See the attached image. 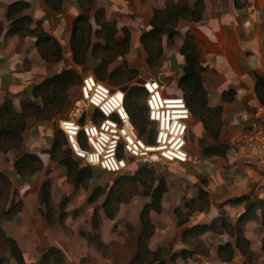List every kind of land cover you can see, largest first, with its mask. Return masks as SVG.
<instances>
[{
	"label": "crops",
	"instance_id": "obj_1",
	"mask_svg": "<svg viewBox=\"0 0 264 264\" xmlns=\"http://www.w3.org/2000/svg\"><path fill=\"white\" fill-rule=\"evenodd\" d=\"M13 1L16 0H0V107L10 101L16 112L22 102L32 98L33 85L64 69H75L81 76L93 73L92 68L99 60L88 54L82 68L73 62L71 32L74 19L82 13L78 0H63L57 10H51L44 0H22L29 4L22 13L31 18L30 28L40 23L41 28L59 42L62 58L57 62L41 57L35 36L7 33L11 27L6 17L7 7ZM165 1L93 0L88 15L91 18L102 9L104 19L114 23L118 40L122 37V28L126 27L131 37L130 48L135 51L131 53V60L139 63L147 58L140 33L149 27L153 11L164 8ZM195 1L187 0L190 6ZM203 2L202 18L179 20L175 35L165 40L161 71L156 76L148 74L164 83L167 90V83H177L185 65L179 49L186 33H190L204 67L202 80L207 105L220 108L217 137H212L196 118L191 136L195 146L189 142V161L166 163L163 171L156 175L158 180H164L166 191L160 210L149 212L154 232L147 245L151 251H167L163 264H243L239 250L228 263L219 258L218 246L225 242L234 244L235 235L221 228L218 219L224 218L233 225L246 204L245 200H237L238 197L257 200L264 196V174L247 167L235 149L236 137L249 127L259 108H262L259 113L264 127V105L255 93L254 76H264V0ZM89 67L92 70H88ZM228 90L233 93L227 100L223 92ZM21 136L22 147L15 158L24 153L37 155L43 173L17 179L13 152L0 151V171L13 177L17 196L22 200L20 211L12 217L1 218V223L21 250L24 264H39L41 254L50 246L63 252L64 264H129L137 251L141 207L150 198L134 197L120 206L119 215L113 219L100 213L98 225L93 226L92 207L85 195L70 186L63 166L51 158L54 136L51 123L29 116ZM216 144L225 146L224 154L203 153V148ZM43 177L51 181L54 204L63 195L69 197L62 221H49L39 213L38 193ZM201 190L205 191L202 198ZM203 224L209 228L197 235L185 234ZM89 235L91 241L87 239ZM243 236L249 241L254 263L264 264L260 210L256 211L255 218L243 224Z\"/></svg>",
	"mask_w": 264,
	"mask_h": 264
},
{
	"label": "trees",
	"instance_id": "obj_2",
	"mask_svg": "<svg viewBox=\"0 0 264 264\" xmlns=\"http://www.w3.org/2000/svg\"><path fill=\"white\" fill-rule=\"evenodd\" d=\"M51 10L59 9L63 0H44ZM82 13L77 15L73 22L71 32L70 48L72 52L73 62L76 65L83 66L88 57V50L93 59H99V63L93 68V74L101 81H105L112 77L114 69L109 71L111 61L128 51L129 33L123 29L121 39H116L115 28L107 21L98 20L102 16V9L96 11L99 27L93 29L88 12L93 5V0H78ZM28 3L22 0L11 2L7 7L6 17L11 21V27L7 31L9 34H17L19 36L33 35L36 37L35 45L42 58L46 61L57 62L62 58V49L59 42L49 36L37 23L34 29L30 28L31 18L23 15V11L28 7ZM204 2L196 0L193 6H190L187 0H166L163 9H155L150 20V28L144 31L140 37L144 49L147 52V62L157 60L162 53V46L159 43L164 34L172 38L176 33V26L179 20L199 21L203 16ZM110 28V29H109ZM100 37L103 42H92V36ZM179 52L185 59V65L182 75L177 81V93L183 96L191 114L197 117L203 124V127L212 137H217L219 128L220 108H210L207 105V92L203 86L202 72L204 67L201 63L195 38L192 34L186 33L184 42ZM129 72V78L136 76V71L125 69ZM255 93L258 100L264 105V76L255 74ZM81 76L75 69H64L56 74L45 78L38 84L33 85L31 89V99L22 102L19 111H13L10 101H5L0 107V151H5L10 147H18L22 142L21 133L25 129V121L27 117L34 116L37 120L51 119L60 110L66 106L68 99V90L79 85ZM110 80V79H109ZM112 83V81H110ZM144 92L140 86H132L127 90L125 98V106L130 114L131 121L136 127L139 135L146 141H153L154 128L141 108H137L136 100ZM233 91L223 92L225 99H230ZM130 95L134 96L135 104L130 100ZM214 123H217L215 126ZM146 124L150 126V131L145 138L143 133ZM213 124V125H212ZM215 126V127H214ZM66 141L62 131L55 130L53 141L51 144V158L54 159L55 152L60 151L58 158L65 170V174L71 176V181L75 187H78L85 178L90 177L91 168L83 162L71 155L68 148L65 147ZM225 146L222 144L211 145L203 148L205 154H224ZM82 162V164H81ZM34 163L36 165H34ZM40 158L32 153H24L21 157L14 161V168L19 176L29 173L32 175L40 167ZM28 170V171H27ZM27 171V172H25ZM120 178H126L130 183L141 184L145 188V195L150 197V201L145 203L140 211L141 232L138 237L137 251L134 258L129 264H163L165 260L166 250L151 251L148 248V240L154 232V225L149 217L150 210L159 211L161 208V199L166 191L163 179H157L152 168L146 166L137 167L134 172L127 170L118 173ZM9 183L7 175L0 171V184ZM39 202L46 204L48 199V184L43 183L40 187ZM100 188L96 187L88 196L89 202L98 199ZM135 193V192H134ZM1 194V190H0ZM124 189L118 187L110 189L107 197L102 203L104 213L107 218L115 217L120 201L126 199ZM205 195V191L201 190V198ZM237 200H245V208L238 216L236 223L231 224L224 218H219V225L227 232L235 235L234 244L225 242L218 246L217 253L223 263H228L235 257L236 250L242 254L243 264H255L251 255L249 241L243 236V224L256 217V211L260 210V223L264 227V196L257 200H250L247 196H240ZM66 198L60 202L61 209L64 206ZM16 210L12 206L6 207L0 212V237L9 248L10 254L17 264H24L21 250L16 242L9 237L1 223V214L14 215ZM213 227V225H212ZM209 228V226L197 225L185 232V234L197 235ZM40 264H64L63 252L54 247H48L39 258ZM0 264H4V260L0 258Z\"/></svg>",
	"mask_w": 264,
	"mask_h": 264
},
{
	"label": "built area",
	"instance_id": "obj_3",
	"mask_svg": "<svg viewBox=\"0 0 264 264\" xmlns=\"http://www.w3.org/2000/svg\"><path fill=\"white\" fill-rule=\"evenodd\" d=\"M140 78L137 84L144 92L153 141H146L133 125L125 106L127 89L112 87L87 72L81 76L68 116L58 120L73 157L112 174L127 170L135 160L150 166L189 161L187 132L192 114L183 96L167 92L166 85L154 77ZM261 109L236 137L235 149L247 167L264 174Z\"/></svg>",
	"mask_w": 264,
	"mask_h": 264
},
{
	"label": "rangeland",
	"instance_id": "obj_4",
	"mask_svg": "<svg viewBox=\"0 0 264 264\" xmlns=\"http://www.w3.org/2000/svg\"><path fill=\"white\" fill-rule=\"evenodd\" d=\"M95 14L91 18L89 17V21H90L93 29H96V28L99 27V23L97 21V16H95ZM98 20H101L102 22L106 21L104 19L103 12H102V16L98 17ZM108 23L111 25V26H109L110 28L114 27L113 26L114 23H111V22H108ZM149 28H150V24H149V27H147L146 29H143L141 31L140 37H141L142 33L144 31L148 30ZM123 29L127 30L126 27H123L122 30ZM122 30H121V36H123ZM128 33H129V31H128ZM140 37H139V39H140ZM130 39H131V37H130V33H129L128 51L124 55H121V56H118V57L114 58L111 61L110 65H109V71H112L114 69H118V71H115L113 73L112 77L109 78L110 80L107 79V80L104 81L105 83H107L108 85H110L112 87H119V86L127 85V90H128L130 87L138 85L137 84V79L140 78L141 75L150 74L152 76H156L162 69L161 68L162 67V61H161L162 58L161 57H162L163 51H164L165 40L167 39V41H169L171 38H169V36L167 34H164L162 36V38H161V41L159 43H157V42L155 43V45L156 44L157 45L160 44L162 46V53L159 56V58L157 60H151L150 62H147V58H146L145 60H143L144 62H139L141 64L136 63L137 61H132L131 60L132 59L131 53L133 55L135 53V51L131 50V48H130V43H131ZM92 42H103V39L100 38V37H95L93 35L92 36ZM88 54L91 56V53H90L89 50H88ZM78 67L82 68V66H78ZM91 68L92 67H89L88 70L91 69ZM127 68L131 69V70H135L137 72L136 76L132 77V78H129L128 76L130 75V73L126 72V70H125ZM141 72H144V73L140 75ZM79 74L81 76V73H79ZM110 81H112V83ZM167 85H168L167 92H170V93H173V94H175L177 92V88H178L177 83L170 82V83H167ZM78 87H79V85H76V86L71 87L68 90V95H67L68 102H67L66 106H64L63 110H60L59 113H57L55 116H53V118L46 119V120H41V121L50 122L51 125L53 126L54 131L55 130H60L59 127H58V120L62 119V118H66L68 116L70 108H71V105H72V102H73L74 98H76L78 96V93H79ZM130 100L132 101V103L135 104L134 96L130 95ZM135 105L137 106V108L138 107L141 108L143 113L145 112L144 103H143V94L142 93L139 96V99L136 100V104ZM196 118L197 117L192 115L191 119H190V122H189V129H188V132H187V149L190 148L189 142L193 143V146H195V141H194V139H191V136H192V129H193L192 125H193V123H194ZM214 124H215V126L217 125V123H214ZM151 127H153V125ZM151 127L146 124L145 130H144V133H143L145 138L147 137L148 132L150 131ZM22 140H23V138H22ZM21 147H22V142H21V144L18 147H10V148L6 149L5 151H3V153H8V152L12 151L13 154H14L13 156H14V161H15L17 159L15 157L19 155ZM65 147L67 148V145H65ZM60 155H61L60 151L59 152H55L54 159L52 158L53 161L56 162V163H59L58 162V158L60 157ZM71 155H72V153H71ZM81 164H82V162H81ZM34 165H36V164L34 163ZM164 165L165 164H159L157 166H150V165H146V164H143V163L138 162V161L135 160V161H133V163H131V165L129 166L127 171L132 173V172H134V170L137 167L146 166L148 168H152L154 170V173H155V176H156L157 173L163 171ZM90 168H91L90 177L85 178L83 180V182L80 183V185H78V187H75L74 184L72 183L71 176L68 177L66 174L65 175H66V180L70 184V186H73L74 189L80 190V192L85 195V198H86L85 200L87 201V203L91 205V207H92L91 219H92L93 226H97L98 225L100 213H102L106 217V215L104 213V209H103L102 203L105 200V198L107 197V193H108V191L110 189H116L118 187L124 189L123 196L126 199L120 201L119 208H120V206L125 205V203L131 202V200H133V198L136 197V196L137 197H149L148 195H145V191L146 190L143 187V185H141V184H133L132 185L130 183V181H128L126 178H120L121 175L112 174V173H106V172H103L102 170H100V169H98L96 167H90ZM27 171H25V172H27ZM36 172L43 173V171H42V163L40 164V167L35 171V173ZM6 175H7V178L9 180V183L5 184L3 182V184H0V190H1V194H0V212H1L2 209L6 208V207H9L10 203L12 202V206L16 210V214H17L20 211L21 207H22V200L17 196V188L15 187L16 183L13 181V177L9 176L8 174H6ZM29 176L31 178V175H29V173L25 174L24 176L17 175V179H22V178H25V177L29 178ZM42 180H43V182L41 183V185L43 183H47L48 184V193H49L48 196L49 197L47 199L46 204L40 203L39 202V196H41L42 193L40 192V188H39V193H38V202H39V205H40L39 206V213H40V215L43 218H45V219H47L49 221L53 220L55 222L56 219H59V221H62L65 218V216H66L65 207H66V205H67V203L69 201V197L63 195L59 199V202L54 204L53 201H52L51 181H50V179L44 178V177H43ZM41 185H40V187H41ZM96 187L100 188V193H99L98 199L96 201H94V202H89L87 200V198L93 192V190ZM63 198H66V201L64 203L63 208L61 209L60 202L63 200ZM141 209H142V207H141ZM16 214L14 213V215H16ZM14 215L13 214L12 215L1 214V218H9V217H12ZM117 215H119V209H118L115 217ZM82 235H84V233H82ZM87 239H88V241H91V235H89L87 237ZM0 258H2L4 260V264H14L15 263V260L13 259V257L10 254L9 248L3 242V237H0Z\"/></svg>",
	"mask_w": 264,
	"mask_h": 264
},
{
	"label": "water",
	"instance_id": "obj_5",
	"mask_svg": "<svg viewBox=\"0 0 264 264\" xmlns=\"http://www.w3.org/2000/svg\"><path fill=\"white\" fill-rule=\"evenodd\" d=\"M142 76H143V77H147L148 75L144 74V75H142ZM140 80H141V78H138V79H137V82H140ZM122 89L126 90V89H127V85L122 86ZM91 109H92V108H91Z\"/></svg>",
	"mask_w": 264,
	"mask_h": 264
}]
</instances>
